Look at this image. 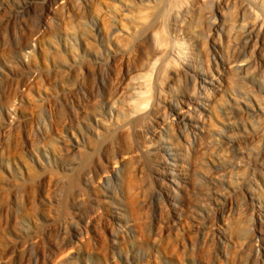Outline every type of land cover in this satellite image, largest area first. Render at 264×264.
<instances>
[{
    "label": "rangeland",
    "instance_id": "374dc122",
    "mask_svg": "<svg viewBox=\"0 0 264 264\" xmlns=\"http://www.w3.org/2000/svg\"><path fill=\"white\" fill-rule=\"evenodd\" d=\"M51 2L0 0V264H264V250L258 256L248 242L256 235L255 246L264 247V196L247 198L251 177H264V103L253 107L254 96L264 102V58L250 47L239 57L248 66L229 74L231 88L221 65L220 80H212L219 88L205 82L216 115L191 122L199 134L190 145L176 139L173 176L162 154L154 155L161 151L156 141L143 142L152 117L155 131L165 126L167 110L132 112L143 97L153 104L164 82L151 74L154 58L146 60L154 26L188 4L178 20L195 38L176 44V53L206 71L207 62L235 59L239 1L217 8L156 0L149 8L140 0H57L56 13L47 15ZM117 19L134 32L130 40L113 29ZM181 79L163 87L166 97L170 85L176 95L192 94V82ZM181 99L195 114L198 99ZM172 113L181 129L182 113ZM125 148L135 154L120 156ZM117 154L121 163L112 160ZM102 158L111 159L107 172L89 181Z\"/></svg>",
    "mask_w": 264,
    "mask_h": 264
},
{
    "label": "bare ground",
    "instance_id": "6f19581e",
    "mask_svg": "<svg viewBox=\"0 0 264 264\" xmlns=\"http://www.w3.org/2000/svg\"><path fill=\"white\" fill-rule=\"evenodd\" d=\"M145 0H140V3L141 5H145L146 3L144 2ZM155 1L156 0H153L152 1V4H146V6H148L149 8H153L155 7ZM178 1V0H177ZM191 1V0H190ZM193 2L194 1H197V0H192ZM232 0H203L204 4L208 3V2H212V3H215V5L217 6V8H221V6H229L232 2L234 3V0L231 2ZM239 1V8L237 9L238 12H237V15H236V18L238 17V21L237 22L238 24H234L235 27L237 29H239V39H240V45L238 47V51L237 53L235 54V59L234 60H231V61H227V62H219L215 59V61H212V65L207 62V64H209V68L208 70L206 71H203L202 68H198L196 65H193L194 63L192 62H189V59L187 60L186 58L181 57L183 54H180L179 53H176L177 51V45L178 44H186L188 43L189 41H192V39H194V34L192 32H189L187 30V27H186V22L184 20H178L179 17L181 16H184V10H185V14H186V10L188 9H185L186 6L189 7L188 4L186 5H181V6H177L175 7V9H172V12L170 14L171 18H168V20L163 24V25H159V26H154V29L155 30V38H156V41L154 43V46L153 48L151 49V53L149 55H147V62L150 61L151 58H154V62L151 63L152 65V68H150V71H151V74L154 75L155 79L158 77V75H160L161 77H164V82L162 81L160 83V86L158 89V95L156 96V100L153 102V104H151L152 102H148L145 100V98L143 97V101H141V103L144 102V104H142L143 106H140L141 103L137 106V105H134V108L132 109V112H135V115H143L144 114H149L148 112H150L151 108L154 107V105L158 106V107H162L163 109H166L168 116L166 117L167 119H164L165 120V126L158 130V131H155V125H154V121H157L156 118L153 119L152 117V122L149 124V126H147V129L143 131V138H145V136L148 134V136L145 138V140L143 141L144 143L145 142H150L152 140H155L156 141V144L158 145V148L161 149V151H158V152H155L154 155H158V154H162V157H161V161L160 162H163V164H165V167L166 168H170L169 171L167 172V174H171L170 176H173L172 175V172L174 170L173 167L171 166H177L179 164V160L180 159L176 153L173 152L172 150V147H176L178 148V145H176V139L178 140V142H180L179 145L183 144V147L185 145H190L189 143L192 141H190V138L191 137H196L197 134L199 133H193L192 131L189 130V127H192L191 125V122L193 121H200L201 118H203V116H206L208 120H211L212 117H214L216 114H214L212 108H215V105H213L211 102L214 100V95L211 93V88L207 87L205 85V82H209L211 85H213L215 87V89H218L219 87L212 81L214 79L216 80H220L218 77H216V72L218 73L219 72V69L221 68L220 65L222 66V68L224 69L225 71V74H227L228 76L226 77L227 79V82H226V86L228 88H231V85L233 84V77L229 76V74L231 73L232 70H241L246 68L248 66L247 63H240V56L242 54V52H244L246 49L252 47L253 50H254V54H255V57L257 56L258 58L263 57V54H262V51H264V44H263V37H264V0H237ZM57 2V0H52V2L48 5V7L46 8V11H47V15L48 14H54L56 13L55 9H53V5H56L55 3ZM66 2V1H65ZM65 2L62 4H60L58 6V8L62 9L63 7H65ZM70 2V1H69ZM79 2V1H78ZM173 2V1H172ZM61 3V2H60ZM93 3V2H92ZM136 3V2H135ZM149 3H151L149 1ZM182 3V2H181ZM238 3V2H237ZM71 4V3H70ZM173 4V3H172ZM89 5V4H88ZM177 5V4H176ZM53 6V7H52ZM137 6V5H136ZM144 6V8L146 7ZM172 6V5H171ZM233 6V5H232ZM237 6V5H236ZM237 6V7H238ZM139 7V6H138ZM210 7V6H209ZM235 7V6H233ZM147 8V7H146ZM147 8V9H149ZM204 8V7H203ZM74 9V8H73ZM193 9V8H192ZM145 11V10H144ZM149 12V10L147 11ZM152 12V11H151ZM169 12V11H168ZM62 13V12H61ZM69 15V14H68ZM147 15V14H146ZM145 15V17H146ZM152 15V14H151ZM50 16V15H49ZM149 16V14H148ZM147 16V17H148ZM68 17V16H67ZM134 18V17H133ZM209 18V17H208ZM211 18V17H210ZM185 19V18H184ZM214 19V18H213ZM118 20V21H117ZM116 20V23L113 24V29L115 31H118V33L120 32V34H125L127 35L126 37L129 38L130 36H132V34H134V32L132 31H129V27L128 29H124L121 24V20L120 19H117ZM208 20V19H207ZM136 21V24H137V27H138V23L139 21ZM162 21V20H161ZM211 21V19H210ZM146 22V21H145ZM157 23V22H156ZM193 23V22H192ZM208 23V21H207ZM190 24V23H189ZM153 25V24H152ZM213 26L214 28H216L215 24L211 22H209L208 26ZM134 27V26H133ZM136 29V28H135ZM204 29V28H203ZM122 30L125 32H122ZM194 30V29H193ZM217 31V30H216ZM195 32V31H194ZM211 34V33H210ZM226 34V33H225ZM230 34V33H229ZM236 34V33H235ZM107 35V34H106ZM203 35V34H202ZM219 35V33H218ZM198 36V35H196ZM230 36V35H228ZM228 36H225L226 38V41L228 43L227 46L231 45L232 42H230V37L228 39ZM232 36V35H231ZM236 36V35H235ZM94 37V36H92ZM219 37V36H218ZM233 37V36H232ZM132 38V37H131ZM83 40L86 41V38H83ZM97 39V38H96ZM95 39V40H96ZM153 39V38H152ZM130 40V38H129ZM189 40V41H188ZM232 40V39H231ZM234 41V40H233ZM87 42V41H86ZM91 42V40H90ZM235 42V41H234ZM204 43V42H203ZM216 44V42H213ZM221 43V42H220ZM226 43V44H227ZM231 43V44H230ZM82 44H86L84 41H82ZM177 44V45H176ZM207 44V43H206ZM213 45V50L217 52L216 48L217 46L216 45ZM237 44V43H236ZM88 45V42L87 44ZM221 45V44H220ZM233 45V44H232ZM226 46V47H227ZM66 46H64L65 48ZM231 47V46H230ZM234 47V45H233ZM187 48V47H186ZM185 48V49H186ZM221 48H222V45H221ZM225 48V47H224ZM69 49V48H68ZM148 49V48H147ZM150 49V48H149ZM228 49V48H227ZM233 49V48H232ZM231 49V50H232ZM60 50V49H59ZM58 50V51H59ZM66 50V49H65ZM225 50V49H224ZM179 51V50H178ZM187 51V50H186ZM149 52V51H148ZM207 52V51H206ZM185 53V52H184ZM225 53V52H224ZM77 54V53H75ZM187 54V53H185ZM184 54V55H185ZM250 54V53H249ZM253 54V53H252ZM72 55V54H71ZM70 55V56H71ZM74 55V54H73ZM72 55V56H73ZM209 55V53H208ZM71 56V57H72ZM188 56V55H186ZM224 56V55H223ZM246 56V55H245ZM227 57V56H226ZM240 57V58H239ZM208 58V57H207ZM233 59V58H232ZM239 59V60H238ZM243 59V58H242ZM73 60V59H72ZM191 60V59H190ZM213 60V59H212ZM222 60V59H221ZM230 60V59H229ZM264 60V59H263ZM208 61V60H207ZM250 61V60H249ZM252 61V60H251ZM195 62V61H194ZM264 62V61H263ZM149 64V63H148ZM255 64V63H254ZM262 66H263V69H264V63H262ZM207 67V65H206ZM255 67V66H254ZM188 69H190L191 71H189ZM197 69V70H196ZM246 70V69H245ZM193 72V73H192ZM244 72V71H243ZM233 73V72H232ZM237 73V72H235ZM245 73V72H244ZM234 74V73H233ZM151 75V76H152ZM232 75V74H231ZM246 75V74H245ZM177 78L181 79H185V80H188L190 82H192V94H188L186 92L184 93H180V94H177L176 95V89L170 85V91L172 92L171 93V96L169 97H166L164 95V91H163V87L168 85L169 84V81H175L177 82ZM160 79V78H159ZM177 80V81H176ZM182 80V79H181ZM158 81V80H157ZM155 81V82H157ZM236 82V81H235ZM139 83V82H138ZM154 83V82H153ZM159 83V81H158ZM142 84V83H141ZM157 84V83H156ZM182 84V83H181ZM180 84V85H181ZM235 84V83H234ZM138 85V84H137ZM136 85V86H137ZM140 85V83H139ZM148 85V84H147ZM155 85V84H154ZM134 86V85H133ZM142 86V85H141ZM141 86H138L137 88L139 89V87ZM144 86V85H143ZM156 86V85H155ZM158 86V85H157ZM233 86V85H232ZM135 87V86H134ZM146 88V87H145ZM142 87V89H145ZM150 88V87H148ZM130 89V88H129ZM141 89V88H140ZM185 89V88H184ZM136 90H134L135 92ZM148 91V90H147ZM178 91V90H177ZM221 91V89H220ZM137 92H139V90H137ZM136 92V93H137ZM143 92L146 94L147 92H145V90H143ZM143 92H139L137 93L136 95H139V94H143L142 96H144V93ZM83 94V93H82ZM135 94V93H133ZM132 94V95H133ZM185 95H193L194 97H196L198 99L197 103L199 104V108H196L195 107V110H196V113L195 114H192L190 113L189 111L185 110L184 107L182 106V102L181 101H185L184 99H181V97H184ZM130 96V95H129ZM135 96V95H134ZM141 96V95H140ZM137 97V99L139 98H142V97H139L138 96H135ZM254 99H255V102L256 104L253 105V107L255 106L254 110H262V104L264 102L263 101V98L258 96H254ZM165 101L167 102V105L165 104H162L161 101ZM138 101V102H140ZM136 103V102H135ZM137 104V103H136ZM146 104V105H145ZM229 104V102H228ZM145 105V106H144ZM208 107L211 108V110L208 109ZM154 109V108H153ZM130 110H131V107H130ZM156 110V109H155ZM179 111L180 113H182V119L184 120L182 122V125L181 126V129H178L176 127V119H169L170 116H173V113L174 111ZM153 111V110H152ZM151 111V112H152ZM164 113V112H163ZM178 113V114H180ZM156 117V116H155ZM160 117V116H159ZM163 119V118H162ZM243 124H246V122H244V120H242ZM146 126V124H145ZM199 128H200V125H199ZM255 128V127H254ZM131 129V128H130ZM137 130V129H135ZM139 130V129H138ZM142 132V131H141ZM152 134V135H151ZM155 134V135H154ZM201 134V133H200ZM137 136V135H136ZM141 137V136H140ZM143 146L144 144L141 143ZM178 144V143H177ZM182 147V148H183ZM138 148V152L139 153H145L144 149H141L140 147H137ZM190 148V147H189ZM148 152L147 153H150L151 150L148 149L147 150ZM187 152V146H186V150ZM188 153V152H187ZM132 154V151H130V149L128 148H125L124 150H121L120 151V156H126V155H129L128 157H130V155ZM135 154V153H133ZM132 154V155H133ZM137 154V153H136ZM151 154V153H150ZM131 155V156H132ZM166 155H168L170 158H168ZM187 155V154H186ZM188 155H190L188 153ZM187 155V157H188ZM134 157V156H133ZM136 157V156H135ZM190 158V157H189ZM131 158H129L130 160ZM187 159V158H186ZM113 162L114 163H119V157H118V154L117 156L113 157ZM111 161V159L109 158H102L99 160L98 164L95 166V168L93 167V170H92V173L88 176V180L89 181H92L96 178H98L99 176V173L101 171H105L107 172L106 170V166H107V163L106 162H109ZM171 162V163H170ZM121 163V162H120ZM264 168V167H263ZM118 171V169H114V173L116 174ZM88 172V171H87ZM102 173V172H101ZM263 173V172H262ZM103 175V174H102ZM118 175V174H117ZM254 175V174H253ZM262 175V174H261ZM255 176V175H254ZM109 177V176H108ZM116 177V176H115ZM264 178V177H262ZM261 178V183L259 182V179L256 178V177H251L250 181H251V185L248 186V191H249V195H247V198L251 197L252 198V194L256 193L258 194V196H264V179ZM87 179V178H86ZM107 180V178H105ZM109 179V178H108ZM105 180V181H106ZM173 182L175 185H178L180 184V182L177 181V179H174L173 178ZM102 185V184H101ZM108 186V185H106ZM113 192V191H112ZM104 194V193H103ZM108 194V193H107ZM174 200H176V198H178L179 196V193L178 191L174 188ZM244 196V195H243ZM107 198V195L104 196ZM245 197V196H244ZM120 199V198H119ZM246 199V198H245ZM175 205H173V209L175 210ZM173 210V211H174ZM258 217H259V223L261 225H264V219L262 218V214L260 212H258ZM174 225V224H173ZM176 228V227H175ZM174 228V229H175ZM211 229V228H210ZM81 230V229H80ZM209 230V229H208ZM126 231V230H125ZM213 236H215L217 233H216V229H213ZM80 234V233H79ZM210 234V233H209ZM252 234V233H251ZM115 235V234H114ZM117 236V235H116ZM122 236V235H121ZM251 237V236H250ZM255 239H257V236L254 235L253 237H251L249 239V244L251 245V247H253L255 249V252L256 254L259 256L261 253H262V249L264 250V247L263 248H260L259 245H256L254 244V241ZM113 242L115 243V241L113 240ZM223 242V241H222ZM248 246V245H247ZM226 255V254H225Z\"/></svg>",
    "mask_w": 264,
    "mask_h": 264
}]
</instances>
